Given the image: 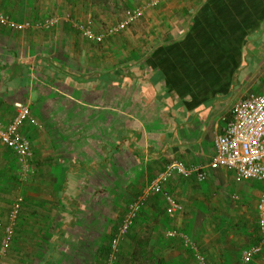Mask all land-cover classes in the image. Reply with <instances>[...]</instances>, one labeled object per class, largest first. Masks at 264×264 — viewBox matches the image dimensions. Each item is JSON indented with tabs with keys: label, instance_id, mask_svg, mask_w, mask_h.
Listing matches in <instances>:
<instances>
[{
	"label": "crops",
	"instance_id": "0c3cea01",
	"mask_svg": "<svg viewBox=\"0 0 264 264\" xmlns=\"http://www.w3.org/2000/svg\"><path fill=\"white\" fill-rule=\"evenodd\" d=\"M147 1L0 0L14 22L58 19L49 29L0 26V121H11L15 102L34 120L19 128L34 153L26 180L0 142V241L22 197L3 264H104L127 204L167 165L208 163L236 102L264 90V0ZM133 8L142 15L102 42L72 24L100 33ZM164 189L181 210L148 195L119 242L117 264H145L137 249L146 264L174 254L158 235L159 223L175 218L202 255L210 247L222 262L228 245L258 241L261 182L237 181L220 167L204 180L170 178ZM138 226L149 252L136 242Z\"/></svg>",
	"mask_w": 264,
	"mask_h": 264
},
{
	"label": "built area",
	"instance_id": "2783aa9c",
	"mask_svg": "<svg viewBox=\"0 0 264 264\" xmlns=\"http://www.w3.org/2000/svg\"><path fill=\"white\" fill-rule=\"evenodd\" d=\"M164 0H148L147 6H154ZM142 15L141 8L125 10L123 19L110 25L107 30L95 32L90 26L72 21L74 28L89 40L102 42L105 37L118 34L129 24ZM58 19L45 18L33 22H14L9 15L0 11V26L13 30L49 29ZM14 116L9 122L0 121V142L8 147L15 156L19 167V178L26 180L34 173L33 157L30 140L20 132V126L26 121L33 120L30 117V108L27 104L15 102ZM214 154L206 164L186 165L183 162H173L166 166L155 178H153L141 196L127 204L126 211L109 244L108 257L104 264H117L118 245L126 235L127 230L141 212L148 195L162 196L169 212L181 210V205L172 195L166 192L164 184L170 178L196 176L200 180L206 178L210 170L220 167L233 172L237 181L253 180L263 184V190L256 204V223L259 231L258 241L241 250L238 264H249L264 250V90L260 93H250L239 99L231 110V117L224 122L222 133L213 141ZM22 197L18 196L13 201L9 213L8 224L4 227V233L0 241V264H3V256L6 247L10 243L13 227L16 225L18 213L21 209ZM170 229L167 235L181 237L184 245L189 246L194 254L197 264H207L206 258L189 242L188 238Z\"/></svg>",
	"mask_w": 264,
	"mask_h": 264
},
{
	"label": "rangeland",
	"instance_id": "374dc122",
	"mask_svg": "<svg viewBox=\"0 0 264 264\" xmlns=\"http://www.w3.org/2000/svg\"><path fill=\"white\" fill-rule=\"evenodd\" d=\"M30 117L33 119L32 115H30ZM159 221H160V219L157 220L156 224H158ZM250 222L251 223H249V224H252V228H253L255 225V221L251 220ZM159 226H161V232L162 233L160 235H158V244H160V245L163 244L162 246H164L165 244L170 242V244H174V247H172V249H175V251H174V254L171 253V256H169V257L165 256L163 258L164 261H162V263H160L161 261H158L155 264H197L195 259L187 251L178 248L180 243L178 244L177 241H175L176 240L175 238H179V237H170L167 235V232L170 229L176 230L177 232H179L178 234H182V233L184 234L185 228L182 227V224L179 225V223H177V220L175 218L174 220H171V222H169V225L165 226V222L162 221V223L161 222L159 223ZM138 229H141L142 233L139 234L140 235L139 239L136 238V242L139 241L141 246H143L145 248L146 252H149L148 246L152 247V245H151L152 242L148 240L147 230L144 228H141L139 226H138ZM207 229L212 234V227H208ZM157 230H158V228H157ZM192 231L195 232L196 228L192 227ZM153 240H155V239H153ZM134 241H135V238H134ZM194 241L196 242L195 239L193 240V242ZM242 242H243V240H242ZM228 246L229 247H228V250L226 251V258L224 259L223 262H222V259L220 258V256L217 255V252L215 250H212L210 247L207 250H203L202 248H200V249L204 253V255L206 256L207 260L210 262L209 264H238L239 263V254L241 251L240 249H242L241 247H244L245 245L241 244L238 248L236 246V249H233L231 245H228ZM138 251H139V249H137L133 255L137 256L136 259L139 260L141 263L146 264L148 261L143 257L140 258V254L137 253ZM212 255H213V257H212ZM250 264H253V263H250ZM254 264H264V254L261 257H259L257 259V263L254 262Z\"/></svg>",
	"mask_w": 264,
	"mask_h": 264
},
{
	"label": "trees",
	"instance_id": "16d2710c",
	"mask_svg": "<svg viewBox=\"0 0 264 264\" xmlns=\"http://www.w3.org/2000/svg\"><path fill=\"white\" fill-rule=\"evenodd\" d=\"M134 221H135V220H134ZM256 224H257V223H256ZM132 226H133V224L130 226V228H131ZM130 228H129V229H130ZM129 229H128L127 231H129ZM116 233H117V231H116ZM116 233H115V234H116ZM126 233H127V232H126ZM115 234H114V235H115ZM204 256H205V255H204ZM205 258H206V256H205ZM206 261H207V264L210 263V262L207 260V258H206ZM160 263H162V261H161Z\"/></svg>",
	"mask_w": 264,
	"mask_h": 264
}]
</instances>
